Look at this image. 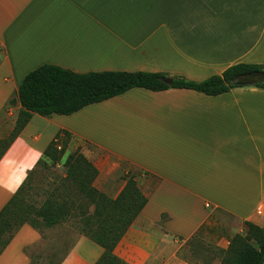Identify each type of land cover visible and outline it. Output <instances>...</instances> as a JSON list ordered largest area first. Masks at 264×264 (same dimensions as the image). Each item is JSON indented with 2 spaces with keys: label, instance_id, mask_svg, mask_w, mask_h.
I'll use <instances>...</instances> for the list:
<instances>
[{
  "label": "crops",
  "instance_id": "crops-1",
  "mask_svg": "<svg viewBox=\"0 0 264 264\" xmlns=\"http://www.w3.org/2000/svg\"><path fill=\"white\" fill-rule=\"evenodd\" d=\"M46 64L197 83L232 67L264 66V0H0V141H8L0 213L66 131L109 154L106 169L94 162V187L106 195L119 174L109 198L126 186L122 162L143 174L137 181L148 204L114 252L126 264H222L235 235L215 245L201 236L215 212L263 228L256 209L264 198V90L240 86L209 97L134 89L69 117L43 118L22 109L18 91ZM147 174L156 181L150 193ZM104 252L73 231L24 225L0 264H97Z\"/></svg>",
  "mask_w": 264,
  "mask_h": 264
},
{
  "label": "trees",
  "instance_id": "trees-1",
  "mask_svg": "<svg viewBox=\"0 0 264 264\" xmlns=\"http://www.w3.org/2000/svg\"><path fill=\"white\" fill-rule=\"evenodd\" d=\"M254 72H264V66L240 65L229 68L222 76L201 83L187 81L181 77H170L163 73L100 72L78 74L55 65H43L30 72L22 81L18 91V102L28 113L43 118L69 117L87 107L107 102L134 89L154 93L171 89L193 91L209 97L219 96L240 87L234 80ZM171 80V84L167 81ZM264 90V84L256 86ZM73 136L60 131L42 155L43 158L28 175V178L0 213V256L24 225L38 228L37 220L29 222L20 216L25 194L30 191L33 174L48 161L59 164L65 154L68 142ZM61 148V151H58ZM5 150V149H4ZM2 154V153H1ZM1 156V155H0ZM67 179L72 182L81 200L87 203L85 209L93 207L92 214L86 212L83 218V235L104 249V255L97 264H126L114 254L128 230L148 204L138 182L126 178V186L117 199L113 200L98 191L94 184L99 176L97 168L83 154L76 151L68 156L64 164ZM55 200L47 201L38 218L47 228H54L68 221L71 210ZM246 235H236L230 240L222 264H264V229L252 223H245Z\"/></svg>",
  "mask_w": 264,
  "mask_h": 264
},
{
  "label": "rangeland",
  "instance_id": "rangeland-1",
  "mask_svg": "<svg viewBox=\"0 0 264 264\" xmlns=\"http://www.w3.org/2000/svg\"><path fill=\"white\" fill-rule=\"evenodd\" d=\"M99 111L101 117L107 119L108 107L103 106ZM100 133L101 134H99V138L104 141V144H108L107 131L102 128ZM7 144L8 141H0V154L3 152ZM58 151H61V148ZM76 151H79L81 154H83L84 157H86L91 163H93L94 166V162H99V164L103 165V169H106V167H108L109 165L107 157H104L106 156V154L109 155L108 153L101 150L97 146H94L84 140H80L78 137H73V139L68 142L65 154L62 156L63 158L59 164L57 163L54 165L52 162L48 161L46 164L41 165L39 169H37V171H35V173L33 174L30 191L25 194L23 202L20 204V208L16 209V212L20 213V216L25 215L26 217H28L29 222H31V220H37L39 223V225H37L38 228H42L45 226L41 224V220L38 218L36 213L40 211V209L47 201L55 200L57 204H64L69 208L68 210L73 211L72 216L68 219V221L60 224L59 226H56V228L58 227L60 231L68 234L72 231L78 235L84 234V214L86 212H90L92 214L94 208L90 207L89 209H85V207H87L88 205L81 200V196L77 193L74 185L67 179L66 168L64 166L66 160L68 159V156L72 155ZM119 166L121 168L120 171L128 172V174H126L125 178L123 179L125 182L126 178H133L135 181H137L139 180L138 178L143 177L141 171H139L132 165L122 162ZM146 177L148 181L145 182L146 185L143 186V188L146 189V193H150L156 181L152 176L148 174L146 175ZM113 181L115 182V178H113ZM119 181L120 180L118 174L117 180L115 182L117 184H114L111 188L107 189L108 197L113 196L116 193V190L119 188ZM261 225L264 229V224L262 223ZM243 227L245 228V225L243 226L242 222H240L239 220H236L235 218H232L231 216L225 215L221 212H215L211 225L207 226V228L202 232L201 236L206 241V243H212L213 245H215L221 241V239L228 233V231H231L232 235L235 236L241 235L240 232ZM245 235L246 228L245 233L242 236Z\"/></svg>",
  "mask_w": 264,
  "mask_h": 264
},
{
  "label": "water",
  "instance_id": "water-1",
  "mask_svg": "<svg viewBox=\"0 0 264 264\" xmlns=\"http://www.w3.org/2000/svg\"><path fill=\"white\" fill-rule=\"evenodd\" d=\"M171 82V80L167 81V83L169 84H171ZM234 83L241 87H256L258 85L264 84V72H254L251 74L244 75L242 77L236 78L234 80Z\"/></svg>",
  "mask_w": 264,
  "mask_h": 264
},
{
  "label": "built area",
  "instance_id": "built-area-1",
  "mask_svg": "<svg viewBox=\"0 0 264 264\" xmlns=\"http://www.w3.org/2000/svg\"><path fill=\"white\" fill-rule=\"evenodd\" d=\"M256 214L258 217L264 220V198L259 202L256 209Z\"/></svg>",
  "mask_w": 264,
  "mask_h": 264
}]
</instances>
